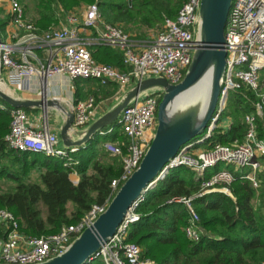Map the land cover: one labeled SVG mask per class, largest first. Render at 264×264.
<instances>
[{"label": "built area", "instance_id": "obj_1", "mask_svg": "<svg viewBox=\"0 0 264 264\" xmlns=\"http://www.w3.org/2000/svg\"><path fill=\"white\" fill-rule=\"evenodd\" d=\"M200 2L186 0L176 18L165 19L160 32L143 44L131 39L121 28L104 22L95 3L79 12L65 14L64 25L40 35L34 23L25 17L20 3L11 0L10 23L20 35L16 43L0 47V86L14 96L13 89L31 90L34 80L43 85L49 79L66 76L70 80L97 81L102 86L115 85L121 97L133 85L150 78H163L176 85L186 74L199 44ZM224 41L225 69L215 114L203 137L182 148L158 177L160 182L174 169H188L200 183L198 197L213 192L231 196L227 186L234 181V174L239 179L248 180L257 190L260 187L257 174L264 170L261 162L264 158V129L260 132L256 123L257 118L263 117L262 104H254V113L244 117L246 133L241 142L223 145L212 141L230 93L243 87L253 91L259 88L264 73V0H233L224 28ZM93 45L120 51L123 68L96 62L89 49ZM40 48L46 49L45 59L35 53ZM161 96V91L139 95L120 113L112 127L100 133L110 135L117 130L123 137L122 140L104 143L106 152L118 158L121 165L119 177L110 183L113 196L137 170L154 137ZM69 106L74 117V133L84 131L97 119L93 98L69 103ZM0 110H6L1 101ZM9 118V131L4 137L9 149L64 158L68 160L65 167L77 164L70 154L78 152V149H65L60 145L58 134L47 123V116H44L41 127H35L23 109H10ZM206 141L208 146L204 145ZM219 164L223 169L205 179V174ZM143 200L144 196L133 203L114 236L95 255V259L100 258L104 264H151L141 257L138 245L127 241L130 226L139 220L136 210ZM168 202L184 205L189 215L183 228L184 235L189 241H199L205 232L199 225L192 198H173ZM108 204L109 200L93 205L76 223L61 227L55 234L39 237L22 233L17 218L0 209V264H43L63 255L73 241L105 212Z\"/></svg>", "mask_w": 264, "mask_h": 264}, {"label": "trees", "instance_id": "obj_2", "mask_svg": "<svg viewBox=\"0 0 264 264\" xmlns=\"http://www.w3.org/2000/svg\"><path fill=\"white\" fill-rule=\"evenodd\" d=\"M34 2V11L39 17L35 22L37 33L42 35L58 26L66 11L82 3L97 4L104 22L127 32L134 26L159 28L165 19L176 18L186 0H132L131 4L127 0ZM26 9L27 6L23 10ZM10 20V15H5L0 7L1 38ZM92 57L103 64L123 67L120 53L107 46L94 48ZM256 103L263 105V117L256 120L261 132L264 129V73L257 91L243 87L230 93L219 121L230 118L232 123L226 131L217 129L212 141L223 145L241 142L246 133L244 117L254 113ZM10 109L6 105V110H0V182L12 184L11 190L0 191V209L17 218L22 233L36 237L55 234L61 227L79 221L93 205L110 202L113 197L110 183L119 177L121 165L118 158L107 152L100 153L98 145L122 140L117 130L110 135L99 134L78 152L70 154L77 164L65 167L68 160L64 158L8 148L4 137L9 131ZM207 143L204 145L208 146ZM104 159L109 163H104ZM261 162L264 165V158ZM222 169V165H217L205 174V179ZM73 172L79 177L76 185L70 179ZM234 176V181L227 186L231 196L213 192L198 197L200 183L191 171L185 168L170 171L144 195L136 210L139 220L130 226L127 241L138 245L141 257L154 264H264V170L257 174L260 181L257 190L248 180ZM188 197L192 198L199 225L205 232L197 242L187 240L184 235L183 228L189 219L184 205L168 202ZM69 203L72 204L70 214ZM89 264L104 263L97 258Z\"/></svg>", "mask_w": 264, "mask_h": 264}, {"label": "water", "instance_id": "obj_3", "mask_svg": "<svg viewBox=\"0 0 264 264\" xmlns=\"http://www.w3.org/2000/svg\"><path fill=\"white\" fill-rule=\"evenodd\" d=\"M232 3L233 0H201L199 44L180 83L171 85L163 78L141 81L126 91L109 111L82 132H72L74 117L69 104L49 98L45 88L39 99L33 100L14 97L0 86V101L12 109H38L44 114L50 109L63 111L65 119L59 129L60 141L65 149L77 148L78 151L108 126L113 125L120 113L136 97L151 89H159L162 92L157 107L155 134L137 170L119 187L105 212L73 241L68 250L43 264L91 263L100 249L114 236L133 203L156 186L158 177L168 161L188 143L204 134L219 103L220 81L226 59L224 28ZM3 44L5 43L0 37V47ZM209 71L212 73L210 96L203 116L198 118V115L189 111L169 119L168 109L175 98L199 85L200 80Z\"/></svg>", "mask_w": 264, "mask_h": 264}, {"label": "crops", "instance_id": "obj_4", "mask_svg": "<svg viewBox=\"0 0 264 264\" xmlns=\"http://www.w3.org/2000/svg\"><path fill=\"white\" fill-rule=\"evenodd\" d=\"M10 1L11 0H0V7L4 11L5 15H8ZM26 17L27 19L32 21L36 26L35 22L39 18L37 13L29 11L26 13ZM62 25H64V18L58 26H53V28L54 27L59 28ZM18 35H20V32L9 22L5 27L2 41L8 45L14 44L17 42L16 38ZM100 46L101 45L90 46L89 49L91 51V54L93 53L94 48ZM35 53L41 59L46 58V49L44 48L37 49ZM122 68L120 67V69ZM44 88L49 98L55 97L56 99L58 98L60 102H65L67 104L75 103L77 101L85 100L87 98H93L95 100L96 109H97L96 118L102 116L107 111H109L120 98L119 97L120 91L118 87L115 85L111 84V85L102 86L97 81L84 80V79L70 80L66 76H60V77H55L53 79H49L46 82H44L43 85L38 80L37 81L34 80L31 85V90L22 91L17 88V89H13L12 92L15 97L34 100V99H39L40 97L39 95L41 94ZM26 112L29 114L30 119L32 120V123L35 127H41L44 122V116H47V123L49 124L51 130L55 131L58 134V138H59V129L65 119V115L63 111H60L58 109H50L47 111L46 114H44V112L38 109H32ZM231 122L232 120L230 118H224L219 124V128L226 131L227 126L231 124ZM59 143L62 146L60 138H59Z\"/></svg>", "mask_w": 264, "mask_h": 264}, {"label": "rangeland", "instance_id": "obj_5", "mask_svg": "<svg viewBox=\"0 0 264 264\" xmlns=\"http://www.w3.org/2000/svg\"><path fill=\"white\" fill-rule=\"evenodd\" d=\"M18 1V0H17ZM128 1V3L129 4H131V1L132 0H127ZM19 2V1H18ZM20 3V5L22 6V8L24 9V7L25 6H27L28 7V9H26V11H25V17H26V13L27 12H29V11H32V12H35L34 11V0H22V2H19ZM27 5H26V4ZM88 5H92V4H80L79 6H75V7H73V8H71L69 11H66L65 12V14H67V13H70V12H72V11H81L83 8H85L86 6H88ZM177 16V15H176ZM27 18V17H26ZM63 18H64V16H63ZM29 20V19H28ZM174 20V19H173ZM115 26H117V27H119L118 25H115ZM158 27L159 28H157V29H155V28H146V27H139V28H137V27H132L129 31H127V32H125V33H127L130 37H131V39H133V40H135V41H139V42H142L143 44H146L147 43V40H150L152 37H154V35H156L157 33H159L160 32V30L164 27V21H163V23H161V24H159L158 25ZM54 28H56V27H54ZM120 28V27H119ZM124 31V30H123ZM36 32H37V30H36ZM140 37H142V38H140ZM115 50V49H114ZM115 51H117V50H115ZM118 52V51H117ZM119 53H120V51H119ZM121 55V54H120ZM95 60V59H94ZM96 61V60H95ZM97 62V61H96ZM98 63H100V62H98ZM100 64H103V63H100ZM103 65H107V64H103ZM114 67V66H113ZM116 67V66H115ZM118 68H120V67H118ZM205 87H206V85L203 87V89L202 90H200L199 91V94H198V97L196 98V99H194L193 97L195 96H192V97H188V99H186V101H188L189 103H192V102H194V101H196V100H198V98H199V96L201 95V94H203L204 93V90H205ZM2 89H4V87H2ZM5 90V89H4ZM156 91H160L159 89H151V90H148V91H146L145 93H152V92H156ZM191 98H193L192 100H191ZM183 100V102H184V99H182ZM189 103H187V104H189ZM227 105V104H226ZM10 119V118H9ZM232 123V122H231ZM8 134V133H7ZM6 134V135H7ZM98 149H99V151H100V153H102V152H106V148H105V146H104V143L102 144L101 143V145H98ZM103 162L104 163H109V160H107V159H104L103 160ZM193 173V172H192ZM194 174V173H193ZM70 179L72 180V182H78V180H79V177L77 176V174L76 173H72L71 175H70ZM194 179H195V174H194ZM11 188H12V184L10 183V182H7V181H1L0 182V191L1 192H4V191H9V190H11ZM67 210H68V213L70 214V211L72 210V204H67ZM144 260H146V261H149L151 264H154V262L153 261H151L150 259H144Z\"/></svg>", "mask_w": 264, "mask_h": 264}, {"label": "bare ground", "instance_id": "obj_6", "mask_svg": "<svg viewBox=\"0 0 264 264\" xmlns=\"http://www.w3.org/2000/svg\"><path fill=\"white\" fill-rule=\"evenodd\" d=\"M211 71L207 72V74L200 80L199 85H196L194 88L190 89L187 92L180 94L173 103L170 105L168 109V118L178 117L182 114H185L189 111L193 112L194 114L198 115V118L202 117L208 104L209 96H210V82H211ZM206 85L204 93L201 94L198 100L189 103L186 101L188 97H192L196 99L198 97L199 91L203 89ZM2 88V86H1ZM191 98V100L193 99ZM184 99V102L183 100ZM189 103V104H187Z\"/></svg>", "mask_w": 264, "mask_h": 264}]
</instances>
